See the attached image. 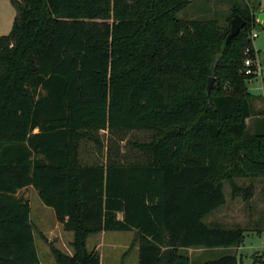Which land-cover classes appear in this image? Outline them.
Segmentation results:
<instances>
[{
	"label": "trees",
	"instance_id": "16d2710c",
	"mask_svg": "<svg viewBox=\"0 0 264 264\" xmlns=\"http://www.w3.org/2000/svg\"><path fill=\"white\" fill-rule=\"evenodd\" d=\"M193 1L11 0L0 35V264H42L17 195L26 186L73 233L72 254L42 235L54 264H100L87 238L101 231H135L136 264H190L188 248L241 244L247 228L206 219L226 203V183L248 201L254 186L238 179L264 182V127L248 131L257 111L243 65L256 22L232 1L223 21L179 17ZM235 14L245 25L225 44ZM132 131L149 133L128 141L136 158L117 146ZM201 264L238 261L230 252Z\"/></svg>",
	"mask_w": 264,
	"mask_h": 264
},
{
	"label": "rangeland",
	"instance_id": "374dc122",
	"mask_svg": "<svg viewBox=\"0 0 264 264\" xmlns=\"http://www.w3.org/2000/svg\"><path fill=\"white\" fill-rule=\"evenodd\" d=\"M231 1L241 6L247 5L253 10V17L256 23L253 26L252 31L257 32V36L251 39V47L254 51L255 60L263 69L264 75V0H195L178 12L177 15L179 17H216L223 21L225 16L229 15ZM15 14L16 11L11 0H0V35L7 34L11 30ZM261 14L263 15V18L259 20ZM249 81L251 86H257L259 88L261 85V76L256 75L251 79L246 80L248 86L251 87ZM103 138L105 142V139H107L106 133L103 135ZM148 138V132L132 131L126 135L125 140L121 142L118 141L117 146L120 152L126 154L127 157H135L137 156V151L128 144V141H143ZM83 148L84 151L89 149L91 154L98 152L94 150V147L90 143H85ZM104 151L105 148L101 150V153L104 154ZM101 153H98L99 157H101ZM238 183L242 186L252 184L254 186L252 197L248 201H244L241 198H232L230 187L226 183L224 185V193L227 197V205L213 213L209 219H219L227 223L236 222L244 228L254 227L252 230L247 229L244 232L241 244L237 246L236 249L232 248L228 252L232 251V253H236L238 264H264V262L260 261H264V207L263 205L259 206V203L263 201L264 182L260 179L254 178L250 180L238 179ZM33 195L34 192L30 189L19 192V196H27L28 198H31V221L37 228L35 232V241L41 263L54 264V258L50 246L43 240L42 235L46 236L48 240H52L51 242L53 245L59 247L61 251L65 253H73V247L71 245L73 241V233H65L63 227H57L55 225L50 213L52 212L53 214L51 208L44 205L48 211L44 210L40 214L38 206L43 205H41L37 193L34 197H32ZM38 215H41L42 220L37 219ZM251 215L253 216L251 217ZM119 217H121V215H119ZM55 242H59V244H56ZM87 248L96 251L99 254L100 264H136L138 261V238L133 230L101 231L90 235L87 238ZM221 249L225 250L224 248H216L209 251L185 250V252L187 254L192 252L191 254L199 256L210 255L201 258L202 263L208 259L216 258L228 253L220 251ZM254 256L259 257L258 261L254 262Z\"/></svg>",
	"mask_w": 264,
	"mask_h": 264
},
{
	"label": "crops",
	"instance_id": "0c3cea01",
	"mask_svg": "<svg viewBox=\"0 0 264 264\" xmlns=\"http://www.w3.org/2000/svg\"><path fill=\"white\" fill-rule=\"evenodd\" d=\"M261 76V85H260V87L258 88L257 86H251V84H250V81H249V85L251 86V87H249L248 86V84L246 83V88H247V90L249 91V93H251L254 97H255V99H254V103H253V106H254V110L255 111H259L260 109H264V75H263V69H262V75H260ZM257 103V104H256ZM257 112H256V114H254L253 116H251V117H249V118H247L246 119V124H247V128H248V130L250 131V132H256V131H259V130H261L263 127H264V123H263V120H262V118H261V115H259V114H257ZM32 190L33 192H34V195L32 196V197H34L35 196V194L37 193V191L32 187V186H26V187H23V188H21V189H19L18 190V192H17V195H19V192L20 191H25V190ZM226 196V195H225ZM24 199H27L28 201H29V204H30V200H31V198H28L27 196H24L23 197ZM264 192H263V201H261L260 203H259V206L260 205H263V207H264ZM41 205H43L42 204V202H41ZM227 205V197H226V203L223 205V206H221V207H219V208H217V209H215V210H213L210 214H209V216L207 217V219H206V221L208 222V223H210V224H215V225H221V226H224V227H234V226H237L238 225V223H236V222H234V223H227V222H224V221H221V220H219V219H214V218H210L209 219V217H211V215H213V213H215V212H217V211H219L220 209H222L223 207H225ZM44 210H47V208H45V206L43 205V206H38V211L40 212V214L44 211ZM52 210V209H51ZM48 211V210H47ZM50 211V210H49ZM53 211V210H52ZM51 213V215H52V217H53V220H54V222H55V225L57 226V227H62V224L60 223V222H58L57 220H56V217H55V214H54V211H53V214H52V212H50ZM253 215H251V217H252ZM31 218H32V213H31V204H30V221H31ZM37 219L38 220H42V217H41V215H38L37 216ZM32 222V221H31ZM33 224V223H32ZM33 226H34V224H33ZM239 226H241V225H239ZM34 228H35V230H34V240H35V232H36V230H37V228L34 226ZM254 227H247V229L248 230H252ZM64 232L65 233H68V232H71V231H65L64 230ZM46 237V236H45ZM48 239V238H47ZM49 241H52V240H49ZM56 244H59V242H55ZM35 244H36V241H35ZM55 244V245H56ZM56 247V246H55ZM58 249H60L59 247H57ZM232 248H234V249H236V247H228V248H224L225 250H220V251H223V252H228V251H230ZM36 249H37V246H36ZM216 249V248H215ZM188 251H199V250H206V249H201V248H196V249H194V248H188L187 249ZM211 250V249H210ZM209 251V250H208ZM213 251V250H212ZM37 253H38V250H37ZM69 254H72L71 252H68ZM192 252H189L188 253V255H189V257H190V264H201V258H204V257H206V256H210V255H206V256H199V255H194V254H191ZM209 253V252H208ZM207 253V254H208ZM228 253H230V252H228ZM231 253H232V251H231ZM233 254H235L236 255V253H233ZM38 256H39V254H38ZM39 259H40V256H39ZM41 261V260H40Z\"/></svg>",
	"mask_w": 264,
	"mask_h": 264
},
{
	"label": "built area",
	"instance_id": "2783aa9c",
	"mask_svg": "<svg viewBox=\"0 0 264 264\" xmlns=\"http://www.w3.org/2000/svg\"><path fill=\"white\" fill-rule=\"evenodd\" d=\"M257 36V32L251 31L250 33V38H255ZM253 51V49H251ZM250 53V48L246 47L244 50V54L246 55L244 60H243V65H244V72L246 75H262V68L259 63L256 62L255 60V55L253 51V56L249 55Z\"/></svg>",
	"mask_w": 264,
	"mask_h": 264
},
{
	"label": "water",
	"instance_id": "95a60500",
	"mask_svg": "<svg viewBox=\"0 0 264 264\" xmlns=\"http://www.w3.org/2000/svg\"><path fill=\"white\" fill-rule=\"evenodd\" d=\"M263 18V15L261 14L259 16V20H261ZM245 25V20L241 18V16H239L238 14H235L233 16V18H231L230 20V28H229V33L227 34L226 38H225V44H227L229 42V40L235 36L239 30ZM212 82H213V77H209L208 78V83H207V91L210 90L211 86H212Z\"/></svg>",
	"mask_w": 264,
	"mask_h": 264
}]
</instances>
